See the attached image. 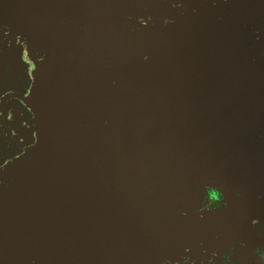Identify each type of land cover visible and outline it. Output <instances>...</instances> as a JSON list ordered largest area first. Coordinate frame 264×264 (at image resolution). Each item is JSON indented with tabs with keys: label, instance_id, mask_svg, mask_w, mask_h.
I'll list each match as a JSON object with an SVG mask.
<instances>
[{
	"label": "water",
	"instance_id": "obj_1",
	"mask_svg": "<svg viewBox=\"0 0 264 264\" xmlns=\"http://www.w3.org/2000/svg\"><path fill=\"white\" fill-rule=\"evenodd\" d=\"M168 5L0 0V25L44 57L35 142L0 172V264H166L237 232L243 199L198 206L207 188L264 186L242 113L264 126V74L242 58L223 73L228 29Z\"/></svg>",
	"mask_w": 264,
	"mask_h": 264
},
{
	"label": "flooded vegetation",
	"instance_id": "obj_2",
	"mask_svg": "<svg viewBox=\"0 0 264 264\" xmlns=\"http://www.w3.org/2000/svg\"><path fill=\"white\" fill-rule=\"evenodd\" d=\"M171 2L177 11L184 12L183 24H219L228 29V41L221 43V49L228 52L213 57L230 60L232 66L221 68L223 73L230 74L237 67L234 58H242L253 62L264 74V0H165L167 10ZM41 58L42 48L31 45L24 36H10L7 26L0 25V172L35 142V114L28 100L36 62ZM250 105L260 107L264 114V102ZM245 111L242 113L248 141L264 137V126L253 124L260 118L250 117ZM212 112L218 115L221 110ZM244 189L234 190L233 200H227L218 187L207 188L198 206L219 213L227 211L234 202L240 210L238 203L244 200L240 210L243 219L238 226L234 224L237 232L219 239L223 246L198 247L178 258L167 259L166 264H264V186Z\"/></svg>",
	"mask_w": 264,
	"mask_h": 264
}]
</instances>
